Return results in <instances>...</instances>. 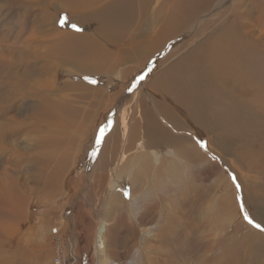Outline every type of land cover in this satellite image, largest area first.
<instances>
[{
	"label": "bare ground",
	"instance_id": "6f19581e",
	"mask_svg": "<svg viewBox=\"0 0 264 264\" xmlns=\"http://www.w3.org/2000/svg\"><path fill=\"white\" fill-rule=\"evenodd\" d=\"M154 1L57 0L54 6L51 2L46 4V0H5L0 5V16L11 17L12 22V25L8 26L10 23L8 18L0 19V84L7 83L12 95L20 92L24 96H29L27 93L29 86L39 89V92L35 93L38 96L35 98L34 114L32 117L28 115L25 120L35 132H38L37 129L40 128L36 122L40 121L45 125L51 123L50 126H45V134H39L33 142L35 146L43 147L47 158L66 156V149L60 146L59 139L53 140V134L58 133L63 139L67 132L71 136L80 135L84 127L81 117L83 114L91 116L90 109L95 99L90 98L92 96L86 91L90 85L85 83L63 87L62 92L64 91L66 96L65 93L60 96L53 95L49 93L51 90L44 92L40 90L47 85L43 77L46 78L49 74L54 75L55 64H65L63 60L73 55L79 56L78 63L82 61L85 64L82 65L85 67L83 70L99 72L100 68L94 65L100 63L104 69L106 67L109 70L107 67L111 65V55L123 61L133 49L135 53H132L136 54L139 40L137 42V39L130 37L123 39L122 35L134 25L139 13L143 12V17L147 18ZM230 1L216 2L209 16H214L219 11L222 12L229 4L234 3ZM236 2L234 7L238 12L234 17L235 21L226 25L227 21L221 20L219 23L222 27L219 31L207 36L195 48L185 53L166 69H162L156 76L154 75L153 86L156 87V92L167 114L162 116L161 110L152 101L153 106L159 110L157 116L161 119L153 120L146 105L135 103V110L140 109L141 121H143L141 122L143 128L140 139L134 140L133 143L130 142V138L136 135V127L129 132L126 125V113L123 112L125 120L122 123V140L119 141V136L114 135L117 130L113 129L111 144L105 149L101 147L95 166L91 167L92 161L88 163L89 175L91 178L99 179L98 187L105 190V203L100 206L103 219L100 221L96 235L97 264H176L175 254L177 249H180L179 246H183L185 255L190 254L188 256L192 258L190 251L192 245L189 247L190 250L186 249V244L190 243L186 238L194 232L187 226V224L191 225L194 220L188 216L190 208L184 210L182 208L184 202L191 200L183 202L178 198L177 174L180 165L184 166V161L188 160L183 157L184 150L192 148L205 150L198 144L185 146L183 142H177L174 136L176 134H173L175 131L173 123L177 116L185 112H191L194 121H198V116L205 121L206 117L209 118L208 107L205 104L214 106L217 103L213 102L216 98L221 103L215 105L214 108L230 100L227 109L228 121L239 125L243 112L240 111L237 103L242 98H256L264 102V4L257 5L258 0H236ZM160 4L161 2L158 4V9L153 12L157 18L161 15ZM35 6H40V16L31 15ZM46 6L50 10L48 8L46 10ZM173 8L169 11L175 14L169 13L167 22L171 24L169 29L178 31L185 27L186 21L178 17L176 4ZM62 13L67 14L71 22L86 29L84 31H75L72 28L63 29L56 20ZM191 14L185 13L186 16ZM206 16L202 18H211ZM159 24L160 22L156 27ZM48 25H51V28ZM2 27L5 28L2 29ZM155 28H148V35L142 41L144 47L140 54L142 60L145 61L144 72L148 67L154 70L155 63H158L160 67L168 58L166 56L159 61L156 57L160 56V52L156 53L154 50L167 41L168 28H165V25L163 28L161 26ZM165 34L167 35L164 38ZM174 41L169 42L167 47L173 48ZM177 47L174 45L171 53H174ZM169 55V58L173 56ZM147 56L148 59L145 60ZM126 63L129 64V62ZM19 66L23 67L22 71H19ZM111 71L114 70L111 68ZM68 72L72 71L69 69ZM97 72L94 74L103 76ZM48 78L53 79V76ZM127 79V75H122V81L125 82ZM55 81L52 80L50 84L52 89L57 90ZM255 90L263 91L261 93L258 91L259 95L256 97ZM201 97L205 100H200ZM207 97L211 99L207 100ZM143 98L151 100L152 96L150 93H147V97L141 94V99ZM79 100L80 102L85 100L86 105L76 106ZM12 101L13 98L9 97L8 102ZM74 101L76 103L73 109V104L70 103ZM2 103L0 99V114L6 112V108L1 107ZM260 106L264 109V103H260ZM195 114H197L196 119ZM220 122L221 124L218 125L221 128L229 126L226 121ZM88 129L93 130L92 126ZM43 131L44 128L39 133ZM71 136L67 137V140ZM3 140L0 139L1 144L5 143ZM247 147L248 145L245 146L246 149ZM240 149L239 147L238 151L242 154ZM43 164L48 163L38 158L33 161L34 170L30 169L31 173L34 172L33 180L44 182L49 187L60 190L65 180L63 171L59 167L49 168L47 165L42 166ZM258 165L260 169L263 166V164ZM261 173H264L262 169ZM107 179L110 180L109 183L106 182ZM56 189H53L50 195H54L57 192ZM125 192H130V196H125L123 194ZM87 193L95 200L98 198L95 188L89 189ZM188 194L189 199H193L190 197L192 195ZM14 204L16 205L15 202ZM41 223L45 227L44 237L49 236V224L45 220ZM205 223H207L206 220ZM41 243L47 244V248L50 249L51 245L48 240H41ZM30 247L34 248L35 245L31 244ZM57 247L63 252L64 246L61 240ZM125 256H127L126 260H122ZM206 261L204 262L207 264ZM0 264H2L1 261ZM219 264H226V261L219 258Z\"/></svg>",
	"mask_w": 264,
	"mask_h": 264
},
{
	"label": "rangeland",
	"instance_id": "374dc122",
	"mask_svg": "<svg viewBox=\"0 0 264 264\" xmlns=\"http://www.w3.org/2000/svg\"><path fill=\"white\" fill-rule=\"evenodd\" d=\"M135 1L137 2V0ZM218 1L155 0L150 7L147 18L146 16L143 17V12L139 13L134 25L126 30L123 35L121 34L123 39L130 37L137 39V42L138 40L141 41L137 43V53L133 54L135 53V49H133L134 51L130 52L133 53H129V56L123 61L111 55V65L107 67L109 70L106 67L104 69L100 63L93 64L94 67L100 68L98 70L103 76L95 75L94 73L97 71L87 72L83 70L85 67L82 65L85 64L82 61L78 63L79 56L73 55L69 59H62L65 64H55L53 71L55 74L48 75V77L53 76V79L43 77V81L47 85L40 90L44 92L51 90L49 93L60 96L65 93L62 92L63 87L85 83L90 85L86 89L92 96L90 98L95 99L90 109L91 116L83 114L81 117V120L84 121V127L80 135L71 136L67 132L65 139H63L58 133L53 134V140L59 139L60 146L66 149V156L64 157L47 158L43 147L35 146L33 143L39 134H45V126L51 124L45 125V123L38 121L36 123L40 125V128L37 129L38 132H35L25 120L28 115L32 117L34 114L35 98L38 96L35 93L39 92V89L35 86H29L27 89L29 96H24L20 92L12 95L7 83L0 84V99L3 101L1 107L6 108V112L0 114V139L5 140L4 144L0 143V261L2 264H52L58 253H64L61 258L64 261L68 259L67 264H97L96 235L100 221L103 219L100 206L105 203V190L98 187L99 179L91 178L87 171L90 161H92L91 167H93L98 160L97 157L93 158L91 155L94 134L99 125L112 120L114 125L105 137L100 149H102L101 147L105 149L111 144L113 129L117 130L114 135L119 136V141H121L122 123L125 120L123 112H125L129 132L136 127V135L134 138H130V142L133 143L134 140L140 139L143 128L141 122L143 121H141L140 109L135 110V103L146 105L153 120L161 119L157 116L159 110L153 106L152 101L161 110L162 116L167 114L166 108L156 92L157 89L153 86V77L192 48H195L207 36L219 31L222 27L219 23L221 20L227 21L226 25L235 21L234 17L238 12L234 7L237 3L236 0H231L230 3L232 1L234 3L229 4L222 12L219 11L216 15L209 16ZM4 2L5 0H0V5ZM48 2L55 6L57 0H46V4ZM159 2H161L159 6L162 9L161 15L157 18L153 12L158 9ZM258 3L257 5H262L264 0H258ZM175 4L178 17L180 20L186 21V28H180L178 31L169 29L171 24L167 22L169 13L175 14L169 11ZM40 6L42 7V5ZM40 6L34 7V11L31 12L33 17L40 16ZM47 8L46 6L45 9L47 10ZM48 9L50 10V8ZM25 11L27 12V9ZM185 13L187 15L192 14L186 16ZM63 14H60L56 20L58 21ZM8 15L11 16V14ZM203 16L211 18L205 19V17L202 18ZM0 17V19L8 18L10 22L8 26L12 25L11 17L6 15ZM158 22L160 24L156 27ZM173 22H175L174 18ZM47 23L50 22L47 21ZM163 25L168 28L169 37L167 36V41L154 50L156 53L160 52V58L156 57L159 61L168 56L167 60L160 67H158V63H155L154 70L152 69L151 73H148L133 91H128L134 79L145 71L143 69L145 61L142 60L140 52L144 47L142 41L148 35L147 29L155 27L157 29L160 26L163 28ZM48 27L51 28V25ZM62 28L71 29L70 25H65ZM82 29L84 31L86 28L82 27ZM161 32L163 34V30ZM134 35L136 37H133ZM172 40H175L173 48L174 45L178 46L174 53H171L173 48L167 47V44ZM169 54L173 56L169 58ZM23 66L25 65L23 64ZM19 67H17L19 71H22L23 67ZM111 68L114 71H111ZM69 69L72 71L71 73L68 72ZM124 74L128 76L125 82L122 81ZM85 76L91 77L97 83L93 84L84 79ZM52 80H56L57 90L52 89L50 84ZM258 91L261 93L263 90H255L256 97L259 95ZM147 93L151 94L152 99H141V94L143 97L145 95L147 97ZM9 97L13 98L12 102H8ZM208 99L211 98L207 97ZM200 100L203 101L205 98L201 97ZM213 102H217L214 106L221 103L216 98ZM225 102L216 108L212 104H205L209 113V118L206 117L205 121L199 116L198 121H194L191 112H185L181 116L176 115L177 118L173 123L175 126L173 134H176L174 136L177 138V142H183L185 146L198 144L200 148L205 150L201 151L195 148L184 150L183 157L188 160L184 159V166H182L183 164L180 165L177 174L178 198L183 202L184 200H191L184 202L183 207H181L183 210L190 208L188 216L194 221L187 226L194 232L186 238L190 242L186 244V249L192 245V249L189 248L192 258L189 257L190 254L185 255L183 246L178 245L180 249H177L175 254L176 264H201L202 262L206 264L204 262L206 259H208L207 264H219V258L226 261V264H264V231L251 226L244 219L241 208L242 197L244 206L253 218L257 222L264 223V173H261V169L264 172V109L260 106V103L264 102L256 98H242L237 103L240 111L243 112V118L239 125H234L228 121L227 109L230 100ZM75 103V101L70 103L73 104V109ZM84 104L85 100L82 102L79 100L76 106L83 107ZM86 107L83 108V111ZM96 109L97 111H95ZM129 114L131 115L129 116ZM196 115H194L195 119ZM220 121L228 122L229 126L226 128L219 127ZM89 126H92V131L88 129ZM42 128L44 131L39 133ZM69 136L71 138L67 140ZM201 138H204L202 140L206 142V149L201 147ZM246 145H248V149L245 148ZM239 147L242 154L238 151ZM58 155H60L59 151ZM36 158L48 163L42 166L59 167L63 171L65 180L60 190L49 187L44 182L33 180L34 172L31 173L30 169H33V161ZM258 164H263L261 169ZM233 174L237 177L236 181L232 179ZM106 182L109 183L110 180L107 179ZM237 182L240 184L239 189L236 188ZM92 188H95V193L98 195L96 200L87 193ZM53 189H56L57 192L50 195ZM188 193L192 195L190 197L193 199H189ZM163 197L165 198V195ZM43 216H45L44 219ZM42 220L49 224H47L49 227V236L47 237L43 235L45 227L41 223ZM41 240H48L51 245L49 246L50 249L47 248V244L41 243ZM59 240L63 242V252L61 248L57 247ZM31 244H34L35 247H30ZM174 246L176 247V243ZM71 255L77 258L76 263H73ZM126 258L127 256L122 260H126Z\"/></svg>",
	"mask_w": 264,
	"mask_h": 264
},
{
	"label": "snow or ice",
	"instance_id": "6c2138e0",
	"mask_svg": "<svg viewBox=\"0 0 264 264\" xmlns=\"http://www.w3.org/2000/svg\"><path fill=\"white\" fill-rule=\"evenodd\" d=\"M58 23L63 27L65 25H70V27L75 30V31H83V29L74 22H71L69 20V17L67 16V14H63L59 17L58 19ZM152 68L148 67L147 71L142 73L141 75L137 76L134 81L131 83V86L129 87L128 91H133L138 85L139 83L144 80L148 74V72H151ZM84 79L89 80L91 83L95 84L97 83L96 80L92 79L89 76H85ZM114 125V121L110 120L107 121L106 123L99 125L98 129L96 131V133L94 134L93 137V144L91 147V155L93 158L98 157L99 153H100V146L104 143L105 137L108 135V133L111 131L112 126ZM201 147L206 149V142H201ZM215 158V157H214ZM232 179L233 181L237 180V177L235 174L232 175ZM236 188L239 189L240 188V184L239 182L236 183ZM125 196H130V192H125L123 193ZM241 208L243 209V214H244V219L254 228L260 230V231H264V223L262 222H257L253 216L249 213V211L247 210V208L244 206L243 204V200L241 197Z\"/></svg>",
	"mask_w": 264,
	"mask_h": 264
},
{
	"label": "built area",
	"instance_id": "2783aa9c",
	"mask_svg": "<svg viewBox=\"0 0 264 264\" xmlns=\"http://www.w3.org/2000/svg\"><path fill=\"white\" fill-rule=\"evenodd\" d=\"M61 256H62V254H59V253L56 254V257L54 258V261H53L52 264H67L66 261L68 259L66 261H63V259L61 258ZM71 257L73 258V263L74 262L76 263L77 262V258H75V256H72V255H71Z\"/></svg>",
	"mask_w": 264,
	"mask_h": 264
}]
</instances>
